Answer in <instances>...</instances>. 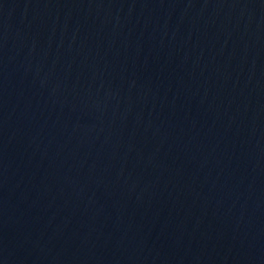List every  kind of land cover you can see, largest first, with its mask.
<instances>
[{"label":"water","instance_id":"obj_1","mask_svg":"<svg viewBox=\"0 0 264 264\" xmlns=\"http://www.w3.org/2000/svg\"><path fill=\"white\" fill-rule=\"evenodd\" d=\"M0 264H264V0H0Z\"/></svg>","mask_w":264,"mask_h":264}]
</instances>
